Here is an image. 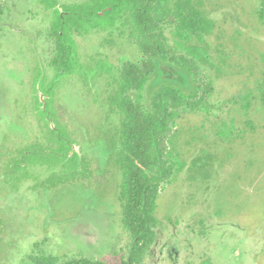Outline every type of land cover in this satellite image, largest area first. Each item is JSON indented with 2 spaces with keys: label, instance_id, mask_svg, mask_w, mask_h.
<instances>
[{
  "label": "rangeland",
  "instance_id": "374dc122",
  "mask_svg": "<svg viewBox=\"0 0 264 264\" xmlns=\"http://www.w3.org/2000/svg\"><path fill=\"white\" fill-rule=\"evenodd\" d=\"M84 1L59 0V7ZM203 1L217 23L204 51L220 72L178 50L173 26L161 25L170 57L189 64L183 71L173 63L178 70L171 72L185 74L179 82L190 86L186 94L195 87L199 91L194 109L189 104L169 109L175 116L158 144L166 178L157 199L155 235L148 246H140L124 225L125 204L118 198L122 174L110 160V132L121 127L123 116L113 112L106 125L103 107L94 102L96 95L101 101L108 96L103 78L89 92L77 77L58 88V111L72 137L74 133L83 144L74 149L90 155L101 170L93 186L38 190L33 177L44 180L49 175L40 167L31 168L30 178L17 185L4 179L9 150L14 151L15 158H9L14 165L19 158L13 149L29 148L38 135L32 73L38 63L48 80L54 77L56 45L38 0H0V264H30V255L43 254L58 258L57 264L80 259L103 264H264V19L259 15L264 0ZM124 31L76 36L80 56L85 62L108 61L115 77L129 63L141 66L142 49L129 29ZM160 70L170 74V68ZM157 89L151 81L143 93L147 113L157 114ZM16 100L27 103L23 113ZM99 127H106L107 134ZM175 148L186 164L178 175L176 159L169 154ZM26 152L38 156L31 147Z\"/></svg>",
  "mask_w": 264,
  "mask_h": 264
},
{
  "label": "trees",
  "instance_id": "16d2710c",
  "mask_svg": "<svg viewBox=\"0 0 264 264\" xmlns=\"http://www.w3.org/2000/svg\"><path fill=\"white\" fill-rule=\"evenodd\" d=\"M38 4L50 20V35L56 45L51 61L54 77L48 80L39 64H35L32 107L37 117L38 135L35 134V141L28 144L29 148L14 149L19 160L14 165L9 162L8 171L11 170L15 177L19 173L21 180H28L31 168H45L49 175L44 180L33 177L37 180L35 188L38 190L58 191L73 185L91 188L100 169L91 156L74 151L75 145L81 148L83 144L74 133L72 137L68 123L58 111V88L65 80L77 77L89 92L100 78L105 79L104 92L108 96L101 101L96 95L94 102L105 112L108 110L109 116L113 112L123 116L121 127L114 131L112 143L114 164L122 174L118 198L125 204L124 225L138 245L148 246L155 235L157 199L166 178V162L158 146L160 136L168 132V120L174 119L175 114L169 111L173 104H189L194 109L193 100L199 91V87H195L186 94L184 89L190 86L179 82L184 73L171 72L172 69L178 70L173 63L180 65L183 71L189 64L182 57L184 63L170 57V48L167 49L162 40L166 36L161 25L173 26L172 38L178 50L220 72L205 52L208 50L207 39L214 34L217 23L207 14L203 0H87L62 7H59V0H38ZM2 14L0 7V18ZM259 15L264 19L263 10ZM125 29H129L130 37H134L142 49L144 60L141 66L129 63L115 77L108 61L89 59L85 62L80 56L76 36H87L95 31L112 35L114 30L123 35ZM165 67L170 68L167 76L160 70ZM151 81L158 86L153 97L157 114L147 113L143 108V93ZM248 102L246 111L250 107L249 99ZM16 104L21 113L28 108L23 100ZM30 147L38 152V156L27 154ZM169 154L176 159L178 175L186 164L179 159L176 148ZM30 258V264H57L58 261V258L45 254L30 255ZM65 264L103 263L80 259Z\"/></svg>",
  "mask_w": 264,
  "mask_h": 264
},
{
  "label": "flooded vegetation",
  "instance_id": "af4514ba",
  "mask_svg": "<svg viewBox=\"0 0 264 264\" xmlns=\"http://www.w3.org/2000/svg\"><path fill=\"white\" fill-rule=\"evenodd\" d=\"M104 111V110H103ZM108 111V110H107ZM107 111L105 112V124L107 125V123H106V121H107V118H109V115L107 114ZM19 113H21V111H19ZM115 113V112H114ZM99 130H102V133L104 134V135H106L107 134V132H106V127L105 128H102V127H99L98 128ZM114 131H116V130H114ZM114 131H112V132H110V135H111V139L109 140V148H111V151H112V156H111V158H110V160H112V162L111 163H113L114 164V161H115V158H114V150H113V143H112V140L114 139ZM116 139V138H115ZM116 142H117V139H116ZM22 146H20V147H18V148H21ZM75 147H78L79 149H80V147L79 146H77V145H75L74 146V148ZM14 150V149H13ZM10 151V155L11 156H13V158H15L14 157V151L11 153V150H9ZM74 151L75 152H77V153H81V151H76L75 149H74ZM6 153H7V151H6ZM87 154V153H86ZM10 155L8 156V158L6 159V161H5V165H4V169H3V172H4V179L6 180V181H11V182H15L16 183V185L18 184V183H20V182H22V181H25V180H27V179H22L21 180V176H20V174L18 173V174H15V175H17L16 177L13 175V173L11 172V170L10 171H8V168H7V166H8V163H9V158H10ZM90 156V155H89ZM114 166H115V164H114ZM116 167V166H115ZM99 168V167H98ZM117 168V167H116ZM100 169V168H99ZM100 172H101V170H100ZM17 177H18V179H17ZM16 178V179H15ZM36 184H37V182H36ZM36 184L34 185V186H36Z\"/></svg>",
  "mask_w": 264,
  "mask_h": 264
}]
</instances>
